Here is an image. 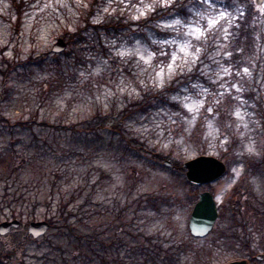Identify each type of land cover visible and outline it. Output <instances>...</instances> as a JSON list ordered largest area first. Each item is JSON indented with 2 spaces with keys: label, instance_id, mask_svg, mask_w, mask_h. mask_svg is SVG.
I'll return each mask as SVG.
<instances>
[{
  "label": "rangeland",
  "instance_id": "1",
  "mask_svg": "<svg viewBox=\"0 0 264 264\" xmlns=\"http://www.w3.org/2000/svg\"><path fill=\"white\" fill-rule=\"evenodd\" d=\"M91 1L25 0L16 29L10 2L0 0V65L19 64L0 104L10 122L0 123V223L13 216L22 223L0 237V264H225L264 255V166L258 165L264 136L255 111L256 94L264 104V28L257 32L255 59L236 73L226 61L228 38L245 11L237 0H199L187 17L153 29L138 23L173 0H100L91 22L116 16L126 28L102 40L69 45L64 39L66 50L53 53L65 31L85 24ZM251 1L263 20L264 4ZM212 18L218 23L209 28ZM176 78L184 81L172 99L176 106L125 121L119 133L85 139L75 131L95 105L110 112L117 102V111L126 97L140 99ZM255 78L261 90L254 89ZM3 82L0 74V101ZM201 153L228 171L212 186L196 188V194L210 190L219 212L211 232L196 238L189 221L197 197L182 166ZM5 195L11 206L3 203ZM20 195L25 201L14 205ZM150 195L157 197L153 204L141 200ZM61 201L71 202L80 239L62 234L64 227L27 238L30 222L59 213Z\"/></svg>",
  "mask_w": 264,
  "mask_h": 264
},
{
  "label": "trees",
  "instance_id": "2",
  "mask_svg": "<svg viewBox=\"0 0 264 264\" xmlns=\"http://www.w3.org/2000/svg\"><path fill=\"white\" fill-rule=\"evenodd\" d=\"M11 4L12 9L14 10V13L17 17V25L16 29H19L20 23L22 20V16L24 14V6H25V0H8ZM228 1V0H227ZM230 1V0H229ZM241 4L244 5L245 11L244 14L238 19L237 25L232 29L229 39V50L232 53L230 58L227 59L226 63L230 66H232L233 70L236 73H242L245 70V67L248 66L254 59L256 54L259 51V43L257 38V32H259L261 29L264 28V18L263 20L258 18V15H256L254 10V4L251 0H237ZM100 0H92L90 2L91 10L88 11V16L85 18L84 22L85 24L81 27L77 28L76 31H65L63 34V38L67 41L69 45L73 44L74 39H104L107 38V36H112L116 34H120L126 27L125 24L122 22L121 17L112 16L107 21L103 23H93L90 20V16L94 15L95 6L99 4ZM199 0H173L172 3L168 6L164 7H157L155 8L150 14L144 18L141 22L138 23V26L140 28H149L153 29L154 26H156L160 21L166 20L172 17H187L190 14V9L197 7L199 5ZM134 31L133 29H131ZM58 56V55H57ZM41 59V57L38 59V61ZM44 59V58H43ZM30 61V60H29ZM31 61H34V59H31ZM26 65L29 64V62L25 63ZM19 65V64H18ZM16 64L10 65L9 68L4 69L5 66L0 65V74L4 78L3 82V92H2V99L0 101V104H2L4 101V104L7 102L6 97L8 91L5 88V85L7 83V79L10 75V73L17 70ZM200 76V75H197ZM195 76L192 77L194 79ZM176 80H172L168 85H166L163 89L156 90L154 88H149L146 91L143 92L140 99L135 98H128L126 97L124 101L122 102V108L115 111L117 108V105H119L117 102L113 104L114 107H112V111L110 112H104L101 105H95V112L90 116L89 118L85 119L84 122H82V126L80 129L75 130L79 132L83 138L89 139L90 135L97 136L99 132L101 131H108V132H116L119 133V130H121V125L125 121H129L131 119H134L138 115L145 114L151 110L154 109H167L172 108L176 106V103H173L172 99L175 95H177L179 92L182 91L181 84H184V81H181L180 83H177ZM254 89L261 90V87L257 85L256 78L253 81ZM251 94H253L251 92ZM259 98L255 99L256 102H258L259 108L255 109L258 118L260 119L261 128L263 131L264 136V104H263V98L260 94H256ZM224 120L225 116L223 117ZM0 123H7L9 124V120L4 117L0 111ZM67 129V128H66ZM123 139H125L123 137ZM135 140H133L134 142ZM129 143V141H128ZM200 155H206V153H201ZM160 159L166 160L169 159L168 156H159ZM226 162V161H225ZM258 165H261V167L264 166V157L260 159V163ZM257 164L256 166L259 167ZM179 166V165H178ZM255 166V167H256ZM186 181V180H185ZM186 184L193 188L194 190V196H196V186L191 185L188 181H186ZM10 197H3V203H5L8 206H11L10 200H8ZM153 198L157 197L155 195L146 196V198H141V200H148V202H151ZM18 199H22L25 201V198L20 196L15 197L12 201L14 202V205L17 203ZM150 204H153L152 202ZM71 205V202L68 201L66 203L60 202L59 205V213L54 215L53 217L47 219L51 224V228H60L64 227L66 232H61L62 234H68L69 236L76 237L77 239H80L78 234L75 232L76 227L75 225H71V218L76 215V213L71 210L69 211V207ZM33 209L37 208V204L32 205ZM15 209L12 210V213H15ZM14 219L17 218V216H13ZM62 221V226L57 225L58 222ZM60 226V227H59ZM65 234V235H66ZM85 235L84 238H87ZM27 238H30L29 235H27ZM20 247V246H19ZM4 253L2 252L1 255ZM48 254H43V257L41 258L46 259L48 258ZM7 255V254H5ZM9 258V256H7ZM170 259V256H169ZM56 260V259H55ZM54 260V262H56ZM65 262V260H64ZM45 264H48V262H45Z\"/></svg>",
  "mask_w": 264,
  "mask_h": 264
},
{
  "label": "water",
  "instance_id": "3",
  "mask_svg": "<svg viewBox=\"0 0 264 264\" xmlns=\"http://www.w3.org/2000/svg\"><path fill=\"white\" fill-rule=\"evenodd\" d=\"M264 0H256L257 5H262ZM63 39H58L53 46L54 53H61L66 49ZM172 166L170 162L165 163ZM187 170L186 179L194 185L212 183L221 178L226 172L223 162L212 156H200L184 164ZM218 217L217 203L209 192L199 194V201L192 212L189 228L195 237H205L213 228ZM21 223L18 220L0 223V236L9 234L12 229H18ZM50 229V224L45 221L31 222L28 232L34 238L44 236ZM228 264H248L246 261H235Z\"/></svg>",
  "mask_w": 264,
  "mask_h": 264
},
{
  "label": "snow or ice",
  "instance_id": "4",
  "mask_svg": "<svg viewBox=\"0 0 264 264\" xmlns=\"http://www.w3.org/2000/svg\"><path fill=\"white\" fill-rule=\"evenodd\" d=\"M204 2H205V0H201V3H204ZM226 15H227L226 13L221 12L219 14V18L218 19H224L226 17ZM218 19L217 18L209 19V28H211L213 26V24L218 23ZM175 23L177 25H179L180 24V21L179 20H176ZM167 27H173V25H168ZM225 31H227V30L225 29ZM200 35H203V32H201ZM197 39H199V36H197ZM198 52H199V49H197V53ZM197 58H198V56L197 57H194V59H197ZM141 59H143V57H141ZM245 71H247V70H245ZM189 110H191V108ZM249 151H251V148L249 149Z\"/></svg>",
  "mask_w": 264,
  "mask_h": 264
},
{
  "label": "flooded vegetation",
  "instance_id": "5",
  "mask_svg": "<svg viewBox=\"0 0 264 264\" xmlns=\"http://www.w3.org/2000/svg\"><path fill=\"white\" fill-rule=\"evenodd\" d=\"M199 194H196L197 198H198ZM255 259L258 260V261H263L264 260V255L263 254H255V255H253V254L251 255L250 254L249 256L247 255V257L244 258V259H242V258L241 259H237V261L238 260H245L248 264H254ZM233 261H235V260H233Z\"/></svg>",
  "mask_w": 264,
  "mask_h": 264
}]
</instances>
